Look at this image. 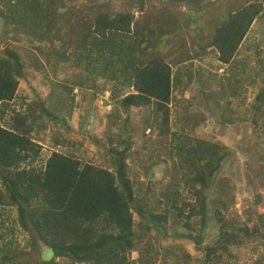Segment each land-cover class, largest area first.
<instances>
[{
  "label": "trees",
  "instance_id": "1",
  "mask_svg": "<svg viewBox=\"0 0 264 264\" xmlns=\"http://www.w3.org/2000/svg\"><path fill=\"white\" fill-rule=\"evenodd\" d=\"M133 1V6L143 11L146 0ZM153 1H158V6L138 18L129 11L112 12L107 1L7 0V5L0 2L1 30L5 27L6 33L13 36L21 30L23 35L16 38L25 47L23 53L7 47L0 51V244L8 243V238L13 240L11 236L19 227L18 232L25 236V246L29 245L28 250L0 246V264H36L41 245L51 248L53 256L49 259L39 256L37 264H56L53 261L56 257L67 258L70 264H135L134 260L138 264H152L151 249L158 239L138 247L148 231L162 236L170 231L174 237L189 238L188 229L197 216L195 236L202 243L195 246L201 249L200 264H237L235 251L253 255L258 244H263L260 239L264 238V219L260 220L261 231L257 226L249 229L235 215L225 218L224 212L233 201L232 186L226 178L216 177L229 148L209 136H192L183 129L172 131V147H164L166 156L153 164L163 172L157 164L166 162L167 157L175 160L176 169L170 173L173 178L161 186L158 193L151 191L147 197L144 192L140 200L135 199L126 161L134 146L132 136L138 135L140 128L145 130L158 125L159 132L167 128L170 100L175 96L173 89L183 82L182 74L192 76L184 78L186 85L194 79L191 70L179 67L182 53L176 54V47L167 48L166 41L170 39L163 41L162 37L170 31L174 33L177 23L184 22L187 28L199 23L201 27V19L208 10L199 4L200 0ZM223 1L215 0L219 7L214 16L217 20L224 19L216 25L210 44L217 49L218 60L228 64L260 13L261 3L247 1L245 5L226 10L222 8ZM180 5L185 9L183 12ZM163 48L167 51L162 52ZM35 49L43 56L44 64L54 61V68L61 67L57 70L65 75V70L78 71L89 56L94 57L98 69L104 73L111 69L115 74L110 83H123L131 89L120 97L119 104L116 100L105 113L106 129L100 136L85 130L90 123L85 120L79 123L80 140L70 137L66 119L74 107L73 99L68 104H63L66 101L58 95L49 99V104L38 96L30 101L19 99L17 84L20 78L27 76L25 69H36L38 64L46 69ZM71 56L74 68L69 63ZM177 65L181 70L173 68ZM49 80L51 85L58 83ZM191 93L209 114L216 113L220 99L217 93L206 95L202 86L198 95L192 89ZM17 98L22 106L12 105ZM255 98L254 109L264 104V86ZM186 103V116L195 121L193 126L199 125L200 119L206 116L192 113L194 106L190 100ZM119 110L126 112L124 118L120 117ZM131 110L142 112L137 126H128L138 117L130 114ZM4 119L5 125L2 124ZM52 122L56 127L48 138L53 150L42 168L37 163L40 145L36 140ZM82 139H89L98 148L99 164L77 156ZM59 147L63 150H58ZM152 174L149 168L147 175ZM247 198L245 213H248L246 220L250 221L254 218L251 211L257 200ZM134 214L140 218L139 229L144 228V232L139 233L134 228ZM182 222H185L183 228ZM212 226L218 231L215 230L212 241L205 243L207 230ZM135 248L138 257L131 261L127 254ZM174 248L180 250L186 260H191L182 245L163 247L166 254ZM252 264H262V260L255 259Z\"/></svg>",
  "mask_w": 264,
  "mask_h": 264
},
{
  "label": "rangeland",
  "instance_id": "2",
  "mask_svg": "<svg viewBox=\"0 0 264 264\" xmlns=\"http://www.w3.org/2000/svg\"><path fill=\"white\" fill-rule=\"evenodd\" d=\"M98 1H107V3H110V10L112 12L129 11L135 18H138L144 12L150 13L154 9L153 7L158 6V1L146 0L143 11H139V8L133 6V0ZM247 1L253 0H224L222 2V8L230 10L245 5ZM258 1L261 3L260 13L250 24L247 33L241 40L232 60L228 64H224L218 60L217 49L210 44L216 25H219L224 19L217 20V17L214 16L217 7H219L215 3V0L199 1L200 5L203 4L208 9L207 14L201 19V27L199 23L197 26L189 28L183 24L184 22L177 23L174 28L177 33L170 31L162 37L163 41H166L168 37L170 39V41H166L165 46L167 48L176 47V54L182 53V61L179 67L182 70H191L194 79L191 84L189 82L186 85L184 78L191 79L192 76L183 77L182 74L183 82H180L173 89V91L175 90V96L170 100L169 124L167 128H161L160 132L158 125L152 126L151 128L148 127L145 130L140 128L138 129L139 134H133L132 136L134 146L126 161L129 168L128 176L133 184L136 201L142 198L144 192H146L147 197L151 191L158 193L159 188L173 178V176L170 177V173L176 169L174 166L176 164L175 160L167 157L166 162H164L165 164L162 162L157 164L163 169V172H160L158 167L153 163L161 157L166 156L165 150H163L164 147L165 149L172 147L170 145V133L174 130H178L179 132L183 129L192 136H209L229 148L227 150L228 154L225 160L223 158L222 166L221 168L219 167L216 177L226 178L229 185L232 186L230 192H232L233 201H230L231 205L224 212L225 218L235 215L241 221V224L248 226L249 229L257 226V228L263 231L261 227L262 221L260 220L264 219V142H262L264 139V104L261 103L256 109L253 108V105L257 104L255 96L260 88L264 86V0ZM0 2L5 3V5L8 4L7 0H0ZM179 9L181 12L185 10L183 5H180ZM1 22L2 20L0 19ZM20 31L17 32L19 34L13 36V34L6 33L5 27L3 31L0 28V51L2 48L7 47L16 52L23 53L25 49L24 44L17 39L23 35V32L20 33ZM34 51H36L38 59L46 69H42L39 64L36 66V69L33 67L25 69L27 76L20 78L17 84L19 99L30 101L38 96L40 99H45L48 104V100H51L55 95L61 96L66 101L63 104H68L70 103L69 100L73 99L72 105L74 107L69 115L70 117L66 119L71 133L70 137H75L80 140L79 123L81 124L85 120L90 122L85 127V130L92 133V135L96 134L100 136L102 131L106 129L107 118L105 113L112 109L116 100V103L118 102L119 104L120 97L131 89L124 86L123 83L117 85L110 83L115 78V74L111 69H108L107 73L98 69L97 64L95 66L94 57L89 56L87 60L84 58L82 62L86 61L77 68L79 69L78 71L68 69V72L65 70V75L57 70L61 69V67L54 68V61L52 64H44L43 56L36 49ZM166 51L167 49L165 48L162 52ZM176 54L173 53L174 56ZM188 56H191V58H188ZM169 57L167 56L166 59H169ZM31 58L34 59L33 57ZM72 58V56L69 58V63L74 68ZM29 62L31 63V61ZM71 66L69 65L68 67L71 68ZM179 67L178 65L173 66L177 70L180 69ZM52 72L61 80H57ZM49 79L56 80L58 83L51 85ZM201 86L206 95L210 92H215L220 98L219 107L214 115L213 113H208L209 111L205 109L204 104L199 105L197 99L191 93L192 89L198 95ZM68 87L71 88L69 92L67 90ZM187 100H190L194 106V108L191 107L194 110L192 113L199 116H206L205 119H200L202 122L197 126H193L195 121L186 116ZM205 102L210 106L209 101L206 100ZM12 105L22 106V103L17 98L14 104L12 102ZM143 108L149 109L147 107ZM218 111H220L219 114H217ZM7 112L9 113L10 110ZM119 113L121 118L126 116V112L122 110H119ZM129 113L138 117L132 120L131 125H127L130 127L132 125L137 126L142 112L131 110ZM216 116L218 117L217 119ZM5 120H2L3 125H5ZM223 120L225 123H222ZM52 124L54 122L50 124L45 132H42V137L36 140L38 145H40V161H37V163L42 168H44L45 162L51 150H53L48 138V134L56 127ZM58 126L62 125L58 123ZM59 130L63 134L66 133L61 128ZM258 141H260L259 144H257ZM57 149L63 150L60 147ZM77 156H81L83 161L97 164L101 162V155L99 154L98 148L89 139H82L81 149ZM149 168L152 169L155 175H147ZM261 174L262 176H260ZM212 195L213 193L209 195V198ZM250 196L257 201L251 211V216L254 218L247 221L246 214L248 213H245V210L249 202L247 197L250 198ZM185 212H188L187 208H185ZM10 213L12 215L14 214V212ZM133 221L134 228L139 233L144 232V228L139 229L140 218L135 214L133 215ZM197 222L198 216L192 220V228L188 229L191 233L189 238L174 237L170 231L166 236H162L159 232L149 230L138 247L140 245L144 246L146 241L149 243L157 238L158 240L154 242L151 249L154 255L152 264H200L202 261V253L200 252L201 249L196 246L201 245L202 240H199L195 236L197 233ZM180 226L183 228L185 222L180 223ZM18 230L19 227L14 232V236H11L13 240L8 238V243L0 244V246L9 250L20 248L28 250L29 245L27 247L25 246V236L23 233L18 232ZM215 230L218 231L216 226H212L207 230L205 243L212 241L215 236ZM195 240H198V243ZM260 240L264 241V238ZM173 245H182L190 254L191 260H186L184 254L177 248L169 249L168 254H166L163 247ZM40 247L39 256L43 259H49L53 256L51 248L44 245ZM137 248L127 254L128 259L131 261L138 257ZM235 254L238 255L237 264H252L255 259L259 258L262 260V264H264V242L263 244H258L256 252L253 255L250 252L242 253L240 250L235 251ZM39 256L36 255L35 257L37 260L36 264L40 260ZM25 257L22 258L23 261ZM53 261L56 264H70L71 262L64 257H56ZM134 263L138 264L135 260Z\"/></svg>",
  "mask_w": 264,
  "mask_h": 264
},
{
  "label": "water",
  "instance_id": "3",
  "mask_svg": "<svg viewBox=\"0 0 264 264\" xmlns=\"http://www.w3.org/2000/svg\"><path fill=\"white\" fill-rule=\"evenodd\" d=\"M198 243V240H195Z\"/></svg>",
  "mask_w": 264,
  "mask_h": 264
}]
</instances>
